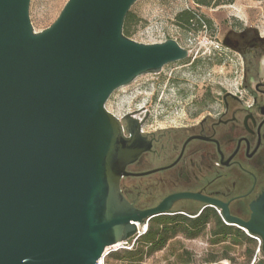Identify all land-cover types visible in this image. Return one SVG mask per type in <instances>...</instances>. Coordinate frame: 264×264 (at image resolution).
I'll list each match as a JSON object with an SVG mask.
<instances>
[{"label": "water", "instance_id": "95a60500", "mask_svg": "<svg viewBox=\"0 0 264 264\" xmlns=\"http://www.w3.org/2000/svg\"><path fill=\"white\" fill-rule=\"evenodd\" d=\"M30 0H0V264H97L137 223L193 199L222 209L229 223L262 238L264 192L247 222L218 200L179 192L139 209L121 193L125 168L148 148L149 111L121 119L105 108L137 76L188 57L175 40L144 44L123 34L137 0H67L35 32ZM125 131L128 133L125 134Z\"/></svg>", "mask_w": 264, "mask_h": 264}, {"label": "rangeland", "instance_id": "374dc122", "mask_svg": "<svg viewBox=\"0 0 264 264\" xmlns=\"http://www.w3.org/2000/svg\"><path fill=\"white\" fill-rule=\"evenodd\" d=\"M66 1L30 0L33 30L39 32L48 27ZM187 8L204 14L211 25L192 31L179 27L175 15ZM128 12L133 18L129 33L123 34L129 39L144 44L173 39L188 50L187 58L164 65L158 73L137 76L107 99L105 108L119 118L139 108L147 109L149 116L141 126L143 131L189 124L216 107L223 91H241V59L224 46L223 36L231 28L245 27L264 35V0H235L215 8L197 7L192 0H137ZM171 217L151 220L149 227L156 229L158 222H172ZM174 226V232L160 249L142 258L128 257L125 248L113 250L108 264H204L225 259L232 264H250L263 255L261 247L256 254V241L238 238L233 228L215 234L218 218H210L195 235H191L192 231L182 232V228L186 229L183 224ZM132 243L130 238L128 245ZM142 245L145 249V243Z\"/></svg>", "mask_w": 264, "mask_h": 264}, {"label": "flooded vegetation", "instance_id": "af4514ba", "mask_svg": "<svg viewBox=\"0 0 264 264\" xmlns=\"http://www.w3.org/2000/svg\"><path fill=\"white\" fill-rule=\"evenodd\" d=\"M222 43L240 56L241 91H223L216 107L189 124L141 130L148 148L125 170L156 171L120 179V191L134 207L150 208L170 194L191 192L218 200L240 221L251 218V203L264 192V35L250 27L231 28ZM121 123L127 125L123 118ZM173 208L165 215L199 219L213 209L193 199H180ZM228 226L251 239L256 235ZM254 264H264V255Z\"/></svg>", "mask_w": 264, "mask_h": 264}, {"label": "trees", "instance_id": "16d2710c", "mask_svg": "<svg viewBox=\"0 0 264 264\" xmlns=\"http://www.w3.org/2000/svg\"><path fill=\"white\" fill-rule=\"evenodd\" d=\"M193 3L197 7H208V8H215L217 6L221 5H230L232 4L235 0H192ZM133 15L129 12H127L124 23H123V32L125 34L129 33L128 31V26L132 22ZM175 23L183 28L186 31H192V30H197L200 29L201 27H207L211 25V20L207 18L204 14H198L197 12L191 10V9H183L179 11L175 15ZM163 215H159L156 217H153L150 219L151 220H157L162 218ZM172 217V222H164L160 223L158 222V226L156 229H153L152 227H149V222L147 224V230L144 234L139 236L135 243L133 244L132 248L135 246L134 249H126V255L128 257L131 256H138L142 258L144 255L151 254L152 252L160 249L167 239L172 235V229H174L175 224H183L186 226L185 228H182L181 231L186 233L187 231H192L191 235H195L198 233L200 227L204 226L205 223L211 218L215 219L218 218V228L214 230L215 234H223V229H231L230 226L224 224L216 211L212 209L210 212H205L201 215V217L196 219L194 216H186V215H171ZM175 230V229H174ZM236 233L238 235V238L245 239L247 241H252L253 239L247 237L245 234L242 232L238 231L237 229ZM194 232V233H193ZM141 238V240L138 239ZM254 241V240H253ZM142 242L145 243V249L144 246L142 245ZM139 245V246H138ZM112 254V252H109L105 256V264H108V257ZM226 260V259H225ZM230 264V260H227ZM218 262V261H214ZM213 263V262H210Z\"/></svg>", "mask_w": 264, "mask_h": 264}, {"label": "built area", "instance_id": "2783aa9c", "mask_svg": "<svg viewBox=\"0 0 264 264\" xmlns=\"http://www.w3.org/2000/svg\"><path fill=\"white\" fill-rule=\"evenodd\" d=\"M213 209L216 211V213L218 214V216L220 217V219L222 220V222L224 223V224H226V225H228L229 223L223 218V216H222V214H221V212H220V209L219 208H217V207H213ZM146 230H147V222L145 223V224H143V226H142V228L140 229L139 227H138V225H137V232H136V234L133 236V237H131V238H133V243L131 244V245H128V241L129 240H127L126 242H124V244H123V248H125V249H131L132 248V246H133V244H134V242L136 241V239L139 237V236H141L142 234H144L145 232H146ZM251 237H252V239L254 240V241H256L257 242V251H256V254H258L259 252H260V247H261V241H260V238L258 237V236H256V235H251ZM111 251H113V250H110L109 252H111ZM108 252V253H109ZM107 253V254H108ZM106 254V255H107ZM105 255V256H106ZM105 256H102L101 258H102V262L100 263V259L98 260V262H97V264H105ZM255 261H256V258H254L252 261H251V263L250 264H254L255 263ZM207 264H230L227 260H221V261H218V262H213V263H207Z\"/></svg>", "mask_w": 264, "mask_h": 264}, {"label": "bare ground", "instance_id": "6f19581e", "mask_svg": "<svg viewBox=\"0 0 264 264\" xmlns=\"http://www.w3.org/2000/svg\"><path fill=\"white\" fill-rule=\"evenodd\" d=\"M137 225H138V227L141 229V225L138 224V223H137ZM123 244H124L123 242H118V243H116V244H114V245H112V246L107 247V248L105 249V251H104L103 256H105L110 250H117V249H121V248H123ZM102 258H103V257H102ZM102 258L100 259V263L102 262ZM186 264H201V263L190 262V263H186ZM204 264H207V263H204Z\"/></svg>", "mask_w": 264, "mask_h": 264}]
</instances>
